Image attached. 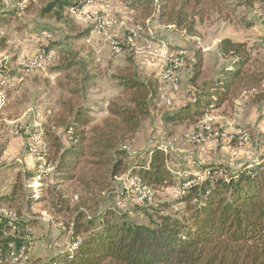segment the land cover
<instances>
[{
	"label": "rangeland",
	"instance_id": "rangeland-1",
	"mask_svg": "<svg viewBox=\"0 0 264 264\" xmlns=\"http://www.w3.org/2000/svg\"><path fill=\"white\" fill-rule=\"evenodd\" d=\"M48 1L30 0L20 10L17 0H0L1 10L14 11L11 15L0 12V198L16 192L11 202H0V208L6 211L0 216L10 221L18 216L28 219L27 255L47 260L54 252L66 248L71 219L77 208L94 218L106 208L111 212V222L125 220L133 224H146L160 214H182L185 204L174 200L168 188L157 189L150 199L138 200L126 185L130 174L127 170L113 178L103 172L100 184H92L91 189L76 183L58 184L52 177L53 171L46 175L39 172L36 155L29 150L32 137L41 136V141L36 143L37 151L45 146V157L53 165L51 145L57 140L68 143L70 132L64 121L69 116L68 108L78 105L85 108L91 121L87 128L101 125L108 117V102L125 97L118 84L119 76L133 74L141 80L155 81L158 87L149 114L141 121L139 129L122 143L129 151L124 158L125 166L134 162L145 164L149 157L146 151L154 143L169 147L180 158L179 162L171 163L175 157L171 153L168 156L175 185L188 177L199 180L208 175V170L204 169L208 163L221 165L227 171L245 162L264 164V100L254 101L255 92L241 99L240 109H232L230 105L210 112L216 117L210 129H218L225 135L216 144L207 139L201 143L188 142L185 132L190 128L189 122L174 127L164 119L166 113L193 95L202 78L214 71L220 62L216 52L219 38L229 36L252 45L249 69L264 77V0H248L238 9L241 15L245 14L244 18L253 21L251 28L245 29L240 23L224 22L212 15L211 19L196 24L194 35L164 27L158 22L157 12L146 23L153 14L146 16L139 5L132 9L121 0H108L110 8L106 10L94 0L84 7L86 13L97 17L107 15L117 24L89 43L85 42L87 33L78 38L79 31H85L89 24L68 11L64 12L70 19L67 25L50 13L41 14ZM72 25L77 31H71ZM148 28L154 33L153 37ZM131 32L136 34L137 50L125 44ZM112 40L122 44L120 53L112 51ZM42 49L52 51V62L41 71H24L22 63ZM197 50L203 55V70L202 76L193 82ZM176 51L181 52L185 64L175 74L178 89L172 90L159 76L166 53ZM78 59L85 61L86 73L95 75L89 86L85 87L82 82L84 72L81 73L77 65L64 69V63H76ZM259 88L264 89V78ZM78 89L77 93H72ZM164 98L170 100L169 105ZM194 121L191 126L197 122ZM238 131L248 132L250 138L245 145L235 140ZM202 134L207 136L208 129ZM212 175L223 174L216 171ZM16 257L14 262L0 264H24L23 256Z\"/></svg>",
	"mask_w": 264,
	"mask_h": 264
},
{
	"label": "trees",
	"instance_id": "trees-1",
	"mask_svg": "<svg viewBox=\"0 0 264 264\" xmlns=\"http://www.w3.org/2000/svg\"><path fill=\"white\" fill-rule=\"evenodd\" d=\"M121 1L132 9L139 5L146 16L158 5V22L173 25L187 35L196 34V24L211 19L212 15L224 22L240 23L245 29L254 26L238 10L248 0ZM82 3V0H50L41 14L50 13L67 25L70 19L64 12ZM0 12L11 15L14 11ZM71 29L77 31L75 25ZM87 31L88 28L79 31L78 38L84 37ZM216 49L223 60L221 64L209 77L200 80L190 101L165 114L167 122L194 123L207 110L231 102L241 89L260 87L264 77L249 69L251 45L223 37ZM194 57L193 82L201 77L203 70L201 51L197 50ZM74 64L84 72L85 87L89 86L95 75L85 72L84 60L68 61L63 66L68 69ZM117 79L125 97L108 102V117L101 125L87 128L91 121L85 108L81 105L68 108L70 121L64 120L70 132L68 143L57 140L51 145L52 177L58 184L76 183L91 189L92 184H100L103 172L113 178L125 170L154 191L175 184L168 166L170 153L160 143H154L146 151L149 157L145 164L134 162L125 166L124 158L129 151L122 143L139 129L149 114L158 87L155 81L141 80L133 74ZM78 91L72 90V93ZM260 99L264 100V89L253 97L257 102ZM204 169L208 175L199 180L188 177L179 183L181 186L190 182L183 193L174 197L185 204L181 215L160 214L146 224H133L125 220L111 222V212L106 208L100 210L97 218L77 208L71 219L66 248L54 252L47 260L25 252L24 264H264V164L245 162L227 171L221 165L208 163ZM216 171L223 175H212ZM15 195L11 191L0 202H11ZM27 220L18 216L10 221L0 216V262H11L22 248L27 249Z\"/></svg>",
	"mask_w": 264,
	"mask_h": 264
},
{
	"label": "built area",
	"instance_id": "built-area-1",
	"mask_svg": "<svg viewBox=\"0 0 264 264\" xmlns=\"http://www.w3.org/2000/svg\"><path fill=\"white\" fill-rule=\"evenodd\" d=\"M30 0H21L18 4V9L22 10L26 3ZM94 0H82V5L78 8H69L68 12L75 18H78L79 20L83 21L84 23L89 24L88 25V32L85 37V42H90L95 36L104 34L107 30L113 28L117 23L115 20L111 19L107 15L104 16H92L90 13H86L85 6L91 5ZM98 1L106 10L110 8V3L108 0H96ZM158 5L155 7V11L150 15L151 17H148L146 19V23L154 16L155 12H158ZM159 24V23H158ZM164 26V25H163ZM166 27L173 28L175 27L173 25H167ZM149 34L153 37L154 33L148 28ZM183 33L185 31L183 30ZM136 41V34L135 32H131L127 35L125 38V44L129 46L133 50H137V47L135 45ZM162 44L163 41H162ZM122 44L117 40L110 41V47L112 51L116 54L120 53L122 51ZM53 60L52 51L47 50H39L36 53H34L31 57L27 58L22 63V69L26 72L29 71H41L45 69ZM185 62L184 58L181 55L180 51L176 52H167L165 56V64L164 67L161 70L159 79L163 82H165L170 89L177 90L178 84L176 82V72L183 68ZM165 104H170L169 99L164 98ZM216 117L210 115L209 112H206L202 115V117L197 120V122L192 125L187 131L185 132V139L188 142H195V143H201L205 139L210 140L212 143L216 144L219 141H222L225 137L224 133L220 132L218 129H210V125L214 124L213 120ZM204 129H208L207 136H204L202 134V131ZM249 134L247 131H238V133L235 136V140L239 145H245L249 141ZM30 144V151L36 155V160L39 162V172L41 174H48L49 172H52L54 167L53 165L48 162L47 158L45 157V146L41 148L40 151H37L36 143L41 141V136L39 134H36L32 137ZM166 147V146H165ZM170 149L168 147L167 152L169 153ZM171 152V151H170ZM190 182H185L181 186L178 185H172L168 187V189L172 192L174 196L179 195L180 193H183V189L187 186H189ZM126 185L129 189H131L138 197V200L150 199L153 193L155 192L151 187L143 184L140 179L137 176L129 175L126 179ZM5 214V210L0 208V213ZM16 218V217H15ZM12 221L15 220L14 218L11 219ZM25 249L22 248L20 253L17 256H23L25 257ZM15 260L17 257L14 258Z\"/></svg>",
	"mask_w": 264,
	"mask_h": 264
},
{
	"label": "crops",
	"instance_id": "crops-1",
	"mask_svg": "<svg viewBox=\"0 0 264 264\" xmlns=\"http://www.w3.org/2000/svg\"><path fill=\"white\" fill-rule=\"evenodd\" d=\"M167 25H164V27H166ZM166 28H169V27H166ZM170 29H172V30H176V29H173V28H170ZM224 37H228V38H230V39H232V40H234L233 38H231V37H229V36H224ZM223 38V37H222ZM221 38H219L218 39V41L220 40ZM218 41H217V43H218ZM236 41V40H235ZM239 41V40H238ZM240 42H242V41H240ZM243 42H245V41H243ZM217 43H216V46H217ZM249 45V44H248ZM252 46V45H251ZM254 51V50H253ZM252 51V52H253ZM216 52H217V49H216ZM217 56L219 57V55H218V52H217ZM219 60H220V62L216 65V68L221 64V62L223 61L220 57H219ZM215 68V69H216ZM214 69V70H215ZM213 72V71H212ZM211 72V73H212ZM211 73H210V75H211ZM209 75V76H210ZM202 76V75H201ZM208 76V77H209ZM260 90H263V89H261V88H248V89H241L239 92H238V94L231 100V102H225V103H222L220 106H218L217 108H213V109H210V110H207L206 112H213V111H215V110H217V109H225V108H227V107H229L230 105H232V109L234 108V109H240V107H239V105L241 104V99H243V98H245V97H247L248 95H252L254 92V95L256 94V92L258 93ZM194 93V92H193ZM254 95H253V97H254ZM193 96V95H192ZM192 96L188 99V100H186V101H190L191 100V98H192ZM186 101H184V102H186ZM184 102H182L181 104H183ZM180 104V105H181ZM179 105V106H180ZM178 108V107H177ZM176 109V108H175ZM220 118V117H219ZM187 122V121H186ZM186 122H183V124H186ZM219 122V121H218ZM182 123L181 124H176L174 127H177V126H179V125H183ZM187 125H190L189 127H191V123L189 122V123H187ZM170 149V148H169ZM170 151H171V149H170ZM169 151V153H171V154H173L174 155V157L175 158H178V155L177 154H175V153H172V151L170 152ZM187 152H190V151H187ZM168 153V154H169ZM177 156V157H176ZM172 159L171 160V163H177V161L179 162V159L180 158H178V159ZM169 162V161H168ZM170 168V167H169ZM170 170H171V168H170ZM171 171H173V170H171Z\"/></svg>",
	"mask_w": 264,
	"mask_h": 264
}]
</instances>
